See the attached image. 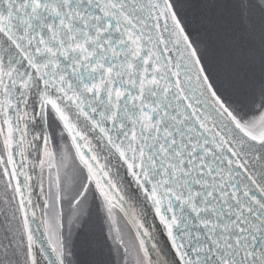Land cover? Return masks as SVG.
<instances>
[{
    "label": "snow or ice",
    "instance_id": "snow-or-ice-1",
    "mask_svg": "<svg viewBox=\"0 0 264 264\" xmlns=\"http://www.w3.org/2000/svg\"><path fill=\"white\" fill-rule=\"evenodd\" d=\"M239 56L252 87L237 101L223 76H240ZM97 130L175 252L150 253L139 224L134 264H264V0H0V184L14 205L0 264H77L62 205L78 213L93 182L128 264Z\"/></svg>",
    "mask_w": 264,
    "mask_h": 264
},
{
    "label": "rangeland",
    "instance_id": "rangeland-1",
    "mask_svg": "<svg viewBox=\"0 0 264 264\" xmlns=\"http://www.w3.org/2000/svg\"><path fill=\"white\" fill-rule=\"evenodd\" d=\"M252 62V58L244 59V57H237V65L240 69V76L237 77L235 75L223 76L225 81V86L229 89V92L232 94L233 99L239 101L243 99L241 96V91L244 89L250 90L252 85L243 79V74L248 70ZM258 65V61H256ZM258 69L256 72V80H258ZM246 110V109H245ZM54 119V114H49V121ZM47 127V125H46ZM66 136V134H65ZM68 141V140H67ZM69 143V142H68ZM42 155L41 153H38ZM72 155H75L74 149L72 150ZM70 167L68 169L67 175L69 177H74L77 175V169L74 166H71V161H68ZM78 164V161L76 162ZM38 172V168H37ZM62 176L64 175V169H61ZM47 181H45V187H47ZM117 183V182H116ZM100 195L99 191L91 185L90 192L88 193V197L91 195ZM10 196V194H7ZM39 195V191H38ZM5 190L3 184H0V236L3 235V229L8 226V222L11 219L12 210L14 205L6 204L5 202ZM40 202H43V197H40ZM101 204L106 209L105 215L99 212V209L95 207L94 209L88 207L87 204L82 202V205L79 208V212L75 213L72 208L68 205L67 202H64L62 207L65 214V228L64 234L66 241L68 239V217L69 215L73 216V220L75 221L72 225L71 229V244L67 245V247L71 248V251L75 254V259H77L78 264H124L123 259V248H120L119 253H117V245L113 242V240L109 236L110 224L111 222L107 221L106 216H108L107 207L105 202L102 200ZM95 212V216L94 213ZM115 210V209H114ZM101 211V210H100ZM76 215H78L79 219L76 220ZM15 221L12 222V226H15ZM121 230V235L124 238L125 244L129 247L130 255L128 257V264H134V257L136 248L135 245L138 243L133 241L131 234L127 227L123 228L122 226L116 224ZM115 233H113L114 235ZM67 251V248H66Z\"/></svg>",
    "mask_w": 264,
    "mask_h": 264
},
{
    "label": "water",
    "instance_id": "water-1",
    "mask_svg": "<svg viewBox=\"0 0 264 264\" xmlns=\"http://www.w3.org/2000/svg\"><path fill=\"white\" fill-rule=\"evenodd\" d=\"M161 49H163V45H161ZM82 119L83 118H81V120ZM40 124H41V126L39 124H37V125L39 126V128H41L43 130L45 128V124L43 121H40ZM82 126H83V124H81V127ZM88 135H89V139L91 140V142L93 141L96 145H99L101 147L102 151H105L106 153H108V157L119 167L120 170L123 171L124 175L126 176V178L129 181L131 187L135 190L136 196L141 201L143 206L147 209L152 220L154 221V224L158 229V233L161 235V237L165 243V245L162 244L163 247L168 249L171 257H175L174 249L171 248V241L168 239L167 231H166L164 225L161 223L160 217L156 214L155 206L153 205L152 201L148 198V196L146 195L144 190L136 184L135 180L133 179V177L131 176V174L128 171L127 165L120 158L119 154L115 152V149H112L110 146L107 145V141L102 137V134H100L98 132V130L95 132H89ZM85 152H86V154L90 155L89 153H87V150H85ZM106 163L110 164L111 162L106 160ZM250 163L253 164L251 159H250ZM104 169L108 173V176L104 177L103 173H100V178L102 179V182L105 184V191L109 192L110 196L116 197V199L119 200L120 197H123V195L121 194V191H120V187L117 186V183L114 180V178H113L112 174L110 173V171L108 170V168L105 167ZM108 179H111L112 182L116 185L115 189H112V188H110V186L107 185ZM148 187L150 189V185ZM119 203L123 204L124 209L127 212V215H125L124 212H121V213L123 214V216L125 217L127 222L130 224V226L132 227V230L134 231V233L136 235V226L139 225L136 218L134 217V215H133L132 211L130 210V208L128 207V205H125L126 201H125L124 197H123V200L119 201ZM117 207L119 209V206H117ZM37 215L38 216L40 215L39 210H37ZM169 215H171V214H169ZM32 227H33V230H35L37 227V224L33 223ZM140 231H141V233L144 232V230H142V228L140 229ZM42 233H43V226H41V228H40V233L37 234L38 238L40 237V235ZM143 238L146 241V245L149 248L150 253H152L154 251L152 249V245L156 244V243L151 238H149L148 236H144ZM45 247H47V245H45ZM47 254L51 255L50 249L48 250ZM52 258L55 259L54 256ZM40 260H41V264H47V261L43 258V256L40 257Z\"/></svg>",
    "mask_w": 264,
    "mask_h": 264
},
{
    "label": "bare ground",
    "instance_id": "bare-ground-1",
    "mask_svg": "<svg viewBox=\"0 0 264 264\" xmlns=\"http://www.w3.org/2000/svg\"><path fill=\"white\" fill-rule=\"evenodd\" d=\"M38 124L41 126L40 121H38ZM36 128L37 130L42 131L41 128H39L38 125H30V129ZM66 134V133H65ZM67 135V134H66ZM31 137H29L30 139ZM91 147L93 150L97 153L98 159L100 164L104 165L110 173L112 174L114 180L117 182V186L120 187L121 194L123 195L126 204L132 211L134 217L136 218L138 224H142L143 228L142 230H147L148 237L151 238L159 248H164L163 245H165L161 235L158 233V229L154 224V221L152 220L150 214L148 213L147 209L143 206L141 201L136 196L135 190L131 187L128 179L124 175L123 171L119 169V167L108 157V153L101 150V147L99 145H96L93 141L91 142ZM258 147V146H257ZM91 155V153H89ZM32 159H36V154H34ZM106 160L110 161L111 163H106ZM253 164H255L257 167H259V161H256L254 159H251ZM105 170V169H104ZM36 173L37 169L35 170ZM106 172V170H105ZM47 184V183H46ZM39 189L36 190V195H38ZM35 197V196H34ZM35 202V198H34ZM44 231V229H43ZM163 244V245H162Z\"/></svg>",
    "mask_w": 264,
    "mask_h": 264
},
{
    "label": "flooded vegetation",
    "instance_id": "flooded-vegetation-1",
    "mask_svg": "<svg viewBox=\"0 0 264 264\" xmlns=\"http://www.w3.org/2000/svg\"><path fill=\"white\" fill-rule=\"evenodd\" d=\"M87 201H88V198H87V200H86L84 203L87 204V203H88ZM116 211H117V210H116ZM99 212L101 213L100 210H99ZM117 212H118V211H117ZM118 213H119V212H118ZM103 214L105 215V211H103ZM91 215H92V214H91ZM114 216H115V218H118L119 221L121 222V224H119V225L122 226L123 228L127 227V229L129 230V233H131V231H130V229H129L130 227L126 224L125 221L122 220V218H121L122 216L120 217L117 213H115ZM106 217H108V216H106ZM107 221L110 222L108 218H107ZM131 235H132V233H131ZM132 236H133V235H132Z\"/></svg>",
    "mask_w": 264,
    "mask_h": 264
},
{
    "label": "trees",
    "instance_id": "trees-1",
    "mask_svg": "<svg viewBox=\"0 0 264 264\" xmlns=\"http://www.w3.org/2000/svg\"><path fill=\"white\" fill-rule=\"evenodd\" d=\"M67 136V135H66ZM115 214V213H114ZM115 220H116V224H121V222L119 221V219L118 218H115ZM131 234V233H130ZM132 236V235H131ZM67 252V251H66ZM68 259H72L73 261H74V259H75V254L73 255V256H70V257H68ZM75 262H77V259L75 260ZM77 264H78V262H77Z\"/></svg>",
    "mask_w": 264,
    "mask_h": 264
}]
</instances>
